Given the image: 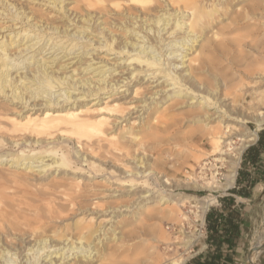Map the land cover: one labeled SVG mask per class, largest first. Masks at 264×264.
<instances>
[{
    "label": "bare ground",
    "instance_id": "1",
    "mask_svg": "<svg viewBox=\"0 0 264 264\" xmlns=\"http://www.w3.org/2000/svg\"><path fill=\"white\" fill-rule=\"evenodd\" d=\"M0 1L9 11L15 8L12 15L28 22L30 27L38 26L42 32L60 30L67 36H79L91 29L93 21L91 31L106 37L104 43L100 42L101 47L128 55L125 68L116 79L108 78L107 74L117 70L115 64L122 63H110L106 59L104 66L110 65L109 68L99 71L106 77L99 82L91 78L77 82L83 83L82 95L92 98L73 100L74 92L79 89L76 83L69 84L67 76L50 73L47 59H38L42 50L17 63L16 71L24 63L27 64L22 69L26 70L13 76V59L34 45L20 48L21 41L16 48L12 47L20 35L32 37V29L21 28L10 37H1L7 39L0 42V94L5 95V100L0 101V144L6 139V144L23 149L11 155H0V162L3 157L11 156L7 163H12L8 176L0 172V264H108L106 261L115 250L112 241L117 242V248L133 246L137 256L131 264H185L189 256L182 250H191L195 234L182 228L184 236L172 241L165 229L151 225L154 243L140 250L143 245L133 242L134 238L122 228L131 224L130 218L139 213L137 209H142L146 200L160 204L157 212H151L152 216H169L178 224L189 220L183 208L190 199L163 189V185L227 190L235 183L245 148L259 138V129H253L251 123L264 125V0H72L83 3L81 12L67 9L66 0H43L53 8L64 9L70 17L73 14L69 22H81L80 29L74 26L71 30L68 21L62 30L63 26L55 25L47 14L36 13L17 0ZM104 15L109 17V23L118 25V29L110 25L100 27L107 24L105 19L95 25ZM224 20H228L226 25H223ZM40 22L43 24L38 25ZM231 26L252 28L246 56L241 54L242 40L237 45L228 41L229 47L223 39L219 41L217 52L228 60L237 77L232 74L234 78H229L223 74V69L217 70L220 62L217 57H206L203 63L194 65L193 57L188 56L191 51L199 52L196 43L204 42L200 51L206 44L211 48L213 40L222 38ZM50 39L52 37L47 40ZM72 41L66 47V42L53 39L48 49L59 45L65 57L76 53V47L83 45V54L90 53L85 51V44ZM233 46L239 48L240 57L230 56ZM181 47L183 52H180ZM237 83L241 85L240 96L233 92ZM57 91L61 92L53 98ZM37 97L42 100L36 101ZM162 98L166 101L181 99L179 103L193 108L189 113L193 133L175 142L178 159L184 163L189 158L201 162L205 156L218 155L216 160L230 166L217 180L215 175L213 179L203 176L201 182L197 174L189 175L190 180L168 178L166 172L152 167L153 157L144 151L129 155L133 156L132 162H136L132 167L123 158L126 157L124 152L113 150L115 143L125 150L136 140L142 144L140 131L158 130L153 121L160 118ZM15 100L22 103V109L9 108L10 102L15 104ZM30 105L31 108L24 110ZM195 132L200 133L202 139H209L212 151L203 153L193 143ZM173 139L154 144H168ZM38 147L48 148L40 151ZM38 158L42 159L38 161ZM229 159L233 160L232 164ZM75 161L82 166L74 165ZM35 166L40 169L31 180L29 172ZM53 168L64 177L48 181L46 174ZM98 176L111 184L101 193L95 192L98 185L91 182ZM149 178L155 182L154 186L148 182ZM115 182L118 186L114 187ZM83 190H87L88 198H82L85 197V193L80 194ZM112 197H130L131 202L120 205L119 209L111 205L108 209L103 207L109 201L105 199ZM204 201L206 204L197 207L207 211L215 197H206ZM175 243L179 248L173 247ZM251 251L246 264H255L263 254L264 234L257 237Z\"/></svg>",
    "mask_w": 264,
    "mask_h": 264
},
{
    "label": "rangeland",
    "instance_id": "2",
    "mask_svg": "<svg viewBox=\"0 0 264 264\" xmlns=\"http://www.w3.org/2000/svg\"><path fill=\"white\" fill-rule=\"evenodd\" d=\"M20 1H22L23 3H20ZM17 2L18 4L25 5L30 10L32 9L35 10L36 13L44 12L45 14L48 15L50 20L54 21L55 25L63 26L62 30L65 27L64 25L66 24V22L67 21L69 22V19L73 18L74 16L72 14V17H70L69 13L65 12L64 9L59 10L58 7L53 8L51 7L52 5L46 3V1H43V0H17ZM65 6L67 7V9L71 8V10H74L76 12H81L84 7L83 3H78V1H72V0H66ZM5 8L6 6L0 1V42L3 40H6L7 39L6 36L10 37L14 35L21 28L23 29L28 28V29L33 30V32H31L32 37L24 38L23 35H20V37L17 38V43H15V45L12 47V48H16V46L19 45V42L21 41H22L21 43L22 46L20 48H24L28 44H32V43L34 45L28 51L20 54V56H17V58L15 57V59H13L12 63L15 62V64H13L14 68L12 69L13 76H16V74H19L26 70V69H22V67L25 66V64H27V63H24V65H21L20 68L16 71V69L18 68V66H16L17 63H19L21 60L25 59L29 55L35 53L36 51L42 50V53L38 56V59L39 60L44 59V58L47 59L48 65L50 67L48 71L50 73L55 72V75H60L63 77L67 76L66 82H68L69 84L76 83L79 89L74 92L73 100L77 98V99H84L83 101H87L88 99L92 97L90 96V97L85 98V96L82 95L83 92H81L83 88V83L77 84V82H80L81 80L85 81L87 78L93 79L94 82H99L98 81L99 79H103L104 77H106L99 73L100 69L109 68L110 65L104 66L107 63L105 61L106 59H109L110 63H114L115 61H117V63L119 64L122 63L121 65L115 64V67H117V70L113 71L111 75L107 74L108 78L116 79L117 76L120 75L119 72L123 70V68H125L124 62L128 55L125 54L124 56L116 51H107L108 48L101 47L100 42L104 43L106 40V37L104 38V36L100 34H96L91 31L92 26H93V21L91 22V29L90 28L86 29V32H81L79 36H67V34L65 35L64 33H60L59 32L60 30L59 31H55V30L47 31L46 30L47 32H42L40 31V29H38L39 28L38 26L36 28L30 27L28 26V22H25L23 19H18L16 16L12 15L13 11H15V8H13V11H9L8 9H5ZM28 8H27V11L29 10ZM104 19L108 20V22L107 24H101L100 27L110 25L113 27V29H118V25L116 26L114 23L112 24L109 23L110 22L109 17L105 15L102 16L101 19H99V21H97L95 25L99 24ZM69 23H70L69 30H71L74 26L79 29L81 27V22H79L78 24H74L73 22H69ZM227 23H228V20H224L223 25H226ZM41 24H43V22L38 23V25H41ZM13 25L14 27L12 28ZM75 29H73L72 31L74 32ZM105 31H107V29H105ZM9 32H12V33H9ZM119 32H121L120 27H119ZM224 32H225V35L221 36L222 38L213 40V46L211 48L206 44L205 47L200 51L201 45L204 42L196 43L197 44L196 49L199 52L192 53L191 51V54L188 56V58L193 57L194 59L193 64L198 65L199 63H203L206 57L207 58L217 57V59H219V61L221 62V63L220 62L218 63L219 66L217 65V68H218L217 70L223 69L224 75L228 76L229 78H234L237 76H234V73L232 72L233 68L231 67V64L228 62V60H225L223 56L220 55L219 52H217L218 51L217 49H219V41L223 39L224 42H227L226 46L229 47L228 41L233 42L235 45H237L238 42L242 40L241 49L243 50V53L240 52L239 48L233 46L231 47L233 51L230 54V56L240 57V53L246 56L249 51V47L246 45V43L252 37L250 36L252 32V28H247V27L246 28H242V27L236 28L235 26H231L227 28ZM43 34L44 36H42ZM108 34H109V31H108ZM3 35H6L4 39L1 38ZM40 36L43 37L42 40H40L41 39ZM166 36H168V34ZM49 37H52V39L48 41L47 39ZM31 38L33 39L31 40ZM53 39L55 40V42L56 41L66 42V47L74 39V41H72L73 43L78 42V43L85 44V47H86L85 51L87 50L90 53L83 54L84 48L82 47L83 45H81V47H76V53H72L71 55L64 57V51H62V49L59 48V45H56L54 48L48 49L51 42H53ZM169 40H171V38ZM169 40L167 39L166 43ZM37 41L39 42L36 43ZM47 42L49 43L48 45L46 44ZM71 47L72 46H69L68 49L69 48L71 49ZM182 49L184 50V48L181 47L180 52L181 51L183 52ZM210 49H211V52H209ZM54 52H55V55L53 54ZM180 52L178 54H180ZM251 55H253V53H251ZM40 63L41 62H38L37 64H40ZM188 63L189 62H187L186 64ZM244 63H247V62L244 61ZM31 65H33V61ZM232 74L234 77L232 76ZM124 76H126V74ZM20 84H17V86ZM29 85H32V83L29 82ZM237 85L239 86L237 87ZM98 86L99 85H96L97 88ZM240 86H241L240 83H237L235 85L236 88L235 87L233 88V92H235V94L237 95L239 94L238 96H240L241 94V91L239 89ZM20 87L22 88L21 85ZM85 87L87 88V86ZM59 92L61 91H57L55 96H53V98L58 96L60 94ZM27 93H29V91H27ZM1 100H5V95L3 93L0 94V101ZM35 100L40 101L42 100V97H37V99ZM61 100L63 103V97L61 98ZM31 101H34V98H32ZM165 101L166 99H163L161 101L163 102V104L160 103V105H162L160 108L161 113L158 115V118L159 117L160 118L153 121L156 124V127L158 128L156 132L140 131V135L142 136V142H143L142 144L138 143V140H136L130 144V148L128 150H125L124 148L121 147V145H119V143H117V145L115 143L112 146L113 150L115 152H118L119 150L121 151V153L124 152L127 158L126 157H123V158L127 159L129 162V165L132 167L135 166L136 162H132L134 161L133 156L130 157L129 155L132 153L137 154L139 152L141 153L142 151H144L146 154H149L153 157L150 160L152 167L156 168L158 171L166 172L168 178H173L175 180H190L191 177H189V175L195 176L197 174L196 176L198 178L199 177L201 178L200 180L201 182H203V176L205 178L209 177V179H213V176L215 175V178L217 180L221 176L222 172L225 173L226 172L225 169H227L228 166H230V163H226L225 165H223L224 164L223 162H219L218 159L216 160V157L218 155L211 156V157L205 156V158L201 161L203 163H201L200 161L197 162L193 158H189V160L187 159L185 163L181 159H178V155H177L178 147H175V142L177 141V139L193 133L192 131L193 123L190 122L191 120L189 116V113L193 110V108H191L190 106H187L186 104L179 103L181 102V99H176V100L172 99L166 102ZM29 102L27 103V105L29 104ZM245 104L247 105L248 101H245ZM21 105H22L21 102H18V100H15V104H13V102H10L9 108L12 111L18 110V109L20 110L23 108ZM28 108H31V105L28 107L25 106L24 110ZM137 114H134V115H137ZM251 126L253 129H256V128L259 129L258 134L260 133V131L264 130V125L263 127H260L256 123H251ZM2 136L4 135L2 134ZM170 137L174 138L171 141V143H168V144L162 143V144H159L158 146L157 144L156 145L154 144L155 141H159V140L165 141L167 138H170ZM256 142L257 141L248 145L245 148V150H247L250 146H252ZM6 143H7V140L4 139V142L0 144V155L8 154V153L11 155V153L13 154V152L14 153L18 152L17 149H23V148H19L18 145H14V144L11 145L9 143L8 144ZM193 143L197 144L203 153H208L213 150V147L209 139L207 138L202 139L200 133L198 132L194 133ZM47 148L48 147H38L37 150L44 151ZM43 153H47V152H43ZM243 154L241 157L240 165L237 170L236 181L227 190L218 189L217 187L216 188H208V187L193 188V187H185L183 185H180V186L174 185L168 188L167 186H164V185L162 186L163 189H166L168 191L172 190V193L184 194L186 199L187 198L190 199L188 200L187 205L183 208L185 214L189 216L188 221L183 220L181 223L178 224V222L173 221L169 216H160V215L152 216L151 212L152 211L157 212V210L160 209V206H159L160 204H158L157 202H154V200L153 201L151 200V202L150 200L149 201L146 200L144 201L143 205L144 207H147V208L142 207V209H137L139 213L138 211L134 210L138 214H135V216H133L134 218H130L132 221L131 224L122 228L123 231L125 230L127 234H129L131 237L134 238L133 242H140L141 245H143L141 246L142 248L140 247L141 248L140 250H142L144 246H147V245L150 246V245H153L154 243L153 235H151V228H152L151 225H156L157 227H161L165 229V231L167 232L168 236L172 239V241H174L176 237L184 236L182 232L180 231L183 228V230H186V231H189L195 234V237H194L195 240L192 244L193 246L191 250L190 249L182 250L183 254H187V256H189L188 261L186 262L188 263L193 257L198 255L200 252L205 250L207 247V244H206L207 243V227H206V223L204 219L208 211H206V209H203V208H198L197 206L206 204V202L204 201L206 197H215L214 203L209 205L210 207L209 206L208 207L210 209L220 208L219 197L231 195L232 194L231 190L238 186L239 172L240 170H242L241 167L245 166ZM44 158L45 160L51 159L47 157H44ZM10 159H11V156L10 157L5 156L3 157V161L0 162V172H2L4 176H8L9 173H11L10 165L12 163L11 162L7 163V160H10ZM41 159L42 158H38V161ZM160 160H165L168 163L165 165H162ZM206 162L209 164H205ZM232 163H233V160H231V164ZM73 164L78 167L82 166L79 163V161H75ZM213 165H216L215 166L216 168ZM192 166L196 169H192L193 168ZM31 169L32 170L29 172V177L32 180V178L36 177L40 168L35 166ZM93 169L94 171H96V168H93ZM104 171L106 170L104 169ZM42 174L43 173H41V175L39 176H42ZM46 176L49 177L47 179L48 181L50 180L52 181L55 178L64 177V175L61 172L59 173V171L55 170V168L50 170V172L46 174ZM9 178L10 177L5 178V179H9ZM2 180L4 181V179ZM91 182L93 184L97 183L98 187L95 188V192H98V193L103 192L104 191L103 189L106 188L105 186L107 185L109 186L110 184L106 182L105 180H103L101 176L95 177ZM148 182L150 183V185L154 186L155 182L153 181L152 178H149ZM9 183L10 185H13L11 182ZM214 184H216V181L214 182ZM112 186L114 187L118 186V183L115 182L113 183ZM37 187H39V185ZM89 189H91V187ZM85 192L87 193V190L81 191L80 194L85 193ZM86 193H85V197H82V198L87 197ZM234 198L237 204L239 205V207L241 208L240 234H241L242 244L240 246V249L238 250V255L236 257V260L238 264H246L250 258V257L248 258V255H249V250H251L252 248V244L257 240V237L259 235L264 234V180H261L260 182H258V184H256L251 189V194L249 197L241 196L237 193L234 195ZM105 200H109L103 204V207L107 209L110 205L113 208L119 209L121 208L120 205L123 206L131 202L130 197H112V198H106ZM145 202L147 203L146 205H145ZM96 224L97 223H95V225ZM100 228H102V225L100 226ZM107 228H109V225L107 226ZM99 233L100 232H98V234ZM108 236L110 235H106L105 237H108ZM128 236H127V239H128ZM107 239L108 238H106L105 241ZM111 243L113 246H115V250L113 251L111 258H109V260H107L106 263L108 264L110 263L111 264H131L132 261L136 258L137 252L135 253L133 246L130 248L129 247L127 248V246L122 247V248H117L118 246H117L116 241L115 242L112 241ZM178 246L179 244H176V243L173 244V247L179 248ZM161 247L163 248L165 247V245L162 244ZM43 253H45L46 255L47 251ZM45 255H43L44 258H45ZM54 256L55 254L53 255V257ZM48 259H50V256L48 257ZM255 264H264V252L255 261Z\"/></svg>",
    "mask_w": 264,
    "mask_h": 264
},
{
    "label": "trees",
    "instance_id": "3",
    "mask_svg": "<svg viewBox=\"0 0 264 264\" xmlns=\"http://www.w3.org/2000/svg\"><path fill=\"white\" fill-rule=\"evenodd\" d=\"M263 152L264 130L260 131L256 144L245 150L243 154L244 163L258 164ZM244 176L243 170H240L238 176L239 183H242ZM254 185L255 182L248 179L240 188L232 189L231 193H238L241 196L249 197ZM219 201L221 203L220 208L211 209L206 216L207 242L209 247L205 260L202 262V257L197 256L192 258L191 263L216 264L217 256L215 253L222 250L225 243L228 246L235 245L240 237L241 208L236 205V200L232 195L221 196L219 197Z\"/></svg>",
    "mask_w": 264,
    "mask_h": 264
},
{
    "label": "crops",
    "instance_id": "4",
    "mask_svg": "<svg viewBox=\"0 0 264 264\" xmlns=\"http://www.w3.org/2000/svg\"><path fill=\"white\" fill-rule=\"evenodd\" d=\"M244 165L245 166L241 167V169L243 170L245 176L243 177L242 183L238 182V186L236 188H240L241 185H243L246 181H248V179L255 182V185L258 184V182H260L261 180H264V152H263L261 159H260V162L258 164H251L249 162H245ZM235 194H237V193H232L231 195L234 196ZM236 205L239 206L237 204V202H236ZM206 244H207L206 249L195 256V257L201 256L202 262H204V260H205L207 249L209 247L208 242ZM241 244H242L241 243V234H240V237H239V239L235 245L228 246V244L225 243L222 250L218 251V253H215L217 256V262H218V263L216 262V264H238L236 257L238 255V250L240 249ZM212 249H214V248H212ZM190 261L188 262L189 264H197L196 262L191 263ZM188 263H186V264H188Z\"/></svg>",
    "mask_w": 264,
    "mask_h": 264
},
{
    "label": "built area",
    "instance_id": "5",
    "mask_svg": "<svg viewBox=\"0 0 264 264\" xmlns=\"http://www.w3.org/2000/svg\"><path fill=\"white\" fill-rule=\"evenodd\" d=\"M240 167H241V166H240ZM219 205H221V203H219ZM207 211L210 212L211 209L209 208ZM208 212H207V214H208ZM206 216H207V215H206ZM205 223H206V217H205Z\"/></svg>",
    "mask_w": 264,
    "mask_h": 264
},
{
    "label": "water",
    "instance_id": "6",
    "mask_svg": "<svg viewBox=\"0 0 264 264\" xmlns=\"http://www.w3.org/2000/svg\"><path fill=\"white\" fill-rule=\"evenodd\" d=\"M251 253H252V251H251V250H249V255H248V258L250 257Z\"/></svg>",
    "mask_w": 264,
    "mask_h": 264
}]
</instances>
